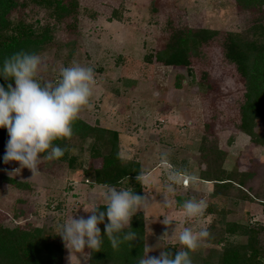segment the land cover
<instances>
[{"label":"rangeland","instance_id":"374dc122","mask_svg":"<svg viewBox=\"0 0 264 264\" xmlns=\"http://www.w3.org/2000/svg\"><path fill=\"white\" fill-rule=\"evenodd\" d=\"M22 1L13 18L51 28V39L31 61L34 78L54 94L63 79H72L73 114L90 127L115 132L116 154L138 162L143 172L138 181L144 201L130 204L125 188L92 183L91 170L102 167L115 143L107 142L97 155L92 137L76 136L63 157V149L41 147L29 136L24 145L0 142L3 230L43 229L63 245L61 264H89L94 227L104 224L93 223V209L109 206L117 208L120 228L142 218L145 264H163L166 242L181 252L189 246L191 263L217 264L204 243L212 223V249L222 250L229 240L247 243L243 234L217 243L223 225L235 222L258 231L264 257V121L253 129L255 136L240 130L242 80L221 62V36L248 26L236 0H77L61 20ZM186 29L220 37L190 50L189 67L159 63V53L176 43L172 34ZM34 87L27 77L14 87L26 106ZM228 176L236 184L201 180ZM7 179L26 187L17 189Z\"/></svg>","mask_w":264,"mask_h":264},{"label":"trees","instance_id":"16d2710c","mask_svg":"<svg viewBox=\"0 0 264 264\" xmlns=\"http://www.w3.org/2000/svg\"><path fill=\"white\" fill-rule=\"evenodd\" d=\"M31 1L45 7L54 18L60 20L70 15L77 6V0H69L65 4L60 0ZM22 5H25L22 0H0V142L17 146L24 145L29 136L32 139L37 137V145L63 149V157L67 156L66 150H71L70 142L76 136L92 137L97 155H102L100 150L107 147V142L115 143L112 150L104 155L102 167L91 170L92 183L101 187L125 188L130 204L141 202L143 193L138 179L143 172L139 163L126 161L116 154L115 132L90 127L73 114L72 79H63L61 92L54 94L34 78L31 61L35 53L51 39V28L39 22L34 25L13 18V10ZM236 6L242 19L245 17L248 20V26L241 34L227 33L221 36V62L242 80L244 103L239 108V128L255 136L253 129L258 122L264 121V0H236ZM172 36L176 43L170 44L157 57V61L165 66L189 67L190 50L193 53L201 45H209L220 37L217 31L205 29L178 30ZM23 77L30 79L35 86L30 106L17 97L14 89ZM34 121H38L39 125ZM37 127L41 128L35 132ZM100 141H103V148ZM201 180L225 186L235 183L230 176ZM7 181L17 189L26 187L15 179ZM182 205V202L177 203L179 207ZM92 216L93 223L104 224L93 226L95 231L91 237L89 264H145L141 217L134 218L130 226L123 229L116 224L118 212L115 207H95ZM215 226L213 223L209 226L204 243L209 244L208 256L216 258L217 264H264L263 251L258 248L257 230L235 222L225 223V230L221 232L224 234L217 240L218 244L226 241L227 235L237 237L243 234L247 235L248 240L241 246L228 239L230 242H224L222 250H216L212 249L209 239ZM47 236L40 228L29 232L20 228L5 231L0 225V264H61L63 245ZM189 248L181 252L173 243L166 242L162 252L163 264H195L187 259L191 252Z\"/></svg>","mask_w":264,"mask_h":264},{"label":"crops","instance_id":"0c3cea01","mask_svg":"<svg viewBox=\"0 0 264 264\" xmlns=\"http://www.w3.org/2000/svg\"><path fill=\"white\" fill-rule=\"evenodd\" d=\"M189 182V181H188ZM143 183V182H142ZM209 183H206V186H204V187H206V188H208V185ZM199 185V184H198ZM238 186V185H237ZM165 194H163V195H161V197H162V199H164L165 198ZM144 201V200H143ZM167 209V208H166ZM168 209H169V207H168ZM174 208H172V209H169V211L171 212L172 210H173ZM179 210V209H178ZM178 210H176V209H174V212L173 213H177V214H179V212H178ZM173 216V215H172ZM166 218V217H165ZM166 220H167V222L166 221H163V218H162V221L164 222L163 224L164 225H166L169 221L168 220H170V218L169 219H167L166 218ZM159 221H161L160 219H159ZM171 221H173V219H171ZM165 227V226H164ZM161 230H162V228H161Z\"/></svg>","mask_w":264,"mask_h":264}]
</instances>
